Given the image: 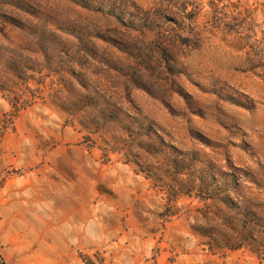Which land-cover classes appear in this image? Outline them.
Segmentation results:
<instances>
[{
    "label": "rangeland",
    "instance_id": "obj_1",
    "mask_svg": "<svg viewBox=\"0 0 264 264\" xmlns=\"http://www.w3.org/2000/svg\"><path fill=\"white\" fill-rule=\"evenodd\" d=\"M242 213L264 0H0V264H264Z\"/></svg>",
    "mask_w": 264,
    "mask_h": 264
},
{
    "label": "trees",
    "instance_id": "obj_2",
    "mask_svg": "<svg viewBox=\"0 0 264 264\" xmlns=\"http://www.w3.org/2000/svg\"><path fill=\"white\" fill-rule=\"evenodd\" d=\"M224 1V0H221ZM213 5V4H211ZM19 111V110H17ZM239 181H234L233 186L234 188L238 187ZM202 191V189H200ZM213 191V189H212ZM204 200H211L215 199L214 194L211 192H208V189L204 190ZM225 204V202H224ZM227 206V204H225ZM247 218L252 219L247 220ZM255 215L253 214H241V218L239 220V226L245 231L247 229H251V233H249V239L251 240V243L255 246H251V244H243L241 243L239 246H236L235 248H240V247H250V251L255 253L257 256L264 257V224H261L258 219H256ZM252 224V226H250ZM257 246V248H255Z\"/></svg>",
    "mask_w": 264,
    "mask_h": 264
}]
</instances>
